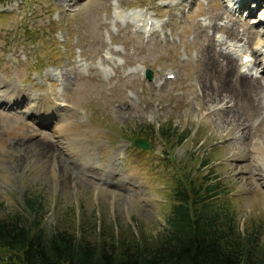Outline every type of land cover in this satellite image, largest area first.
I'll return each instance as SVG.
<instances>
[{"label": "rangeland", "instance_id": "obj_1", "mask_svg": "<svg viewBox=\"0 0 264 264\" xmlns=\"http://www.w3.org/2000/svg\"><path fill=\"white\" fill-rule=\"evenodd\" d=\"M174 1L0 4L10 11L0 12V84L26 93L16 109L0 107L2 216L32 220L26 202L36 198L48 231L75 232L84 217L92 228L114 222L117 232L137 231V221L156 235L167 227L177 167L188 164L187 173L201 179L195 170L211 157L201 171L214 169L226 182L231 194L223 198L240 230L253 224L264 230V76L256 83L240 78V55L228 46L253 52L264 45V32L251 26V17L225 9L228 0ZM260 2L257 13L264 15ZM117 7L128 12L125 20ZM130 13L149 16L154 31L138 30ZM230 60L236 75L226 69ZM14 91L4 102L19 101ZM40 99L61 112L41 120L26 114ZM146 126L155 129L144 151L125 135ZM169 127L165 140L161 132ZM200 151L197 163L191 154Z\"/></svg>", "mask_w": 264, "mask_h": 264}, {"label": "trees", "instance_id": "obj_2", "mask_svg": "<svg viewBox=\"0 0 264 264\" xmlns=\"http://www.w3.org/2000/svg\"><path fill=\"white\" fill-rule=\"evenodd\" d=\"M154 129L146 126L134 133L138 139H149ZM161 133L169 140L170 127ZM183 139L179 137L178 144ZM199 156L191 154L197 163ZM165 158L170 160L168 155ZM210 161L211 157L204 158L196 168L201 179H194L191 174L195 172L187 173L190 165H177L180 171L174 176L167 227L156 235L137 221V231L117 225L121 228L117 232L114 222L103 219L100 228L98 224L92 228L91 219L84 217L75 232L68 228L48 231L39 220L41 200L30 198L26 203L35 216L32 220L20 213L0 214V264H264L261 224L240 230L230 200L223 198L231 194L226 182L214 175V169L206 174L201 171Z\"/></svg>", "mask_w": 264, "mask_h": 264}, {"label": "bare ground", "instance_id": "obj_3", "mask_svg": "<svg viewBox=\"0 0 264 264\" xmlns=\"http://www.w3.org/2000/svg\"><path fill=\"white\" fill-rule=\"evenodd\" d=\"M236 0H228V6H226L225 7V9H227L228 11L229 10H233V8H234V6L235 5H237V3H239V6H244V4L246 3V0H237V2H235ZM232 4V5H231ZM249 7H251V5H249ZM253 8V7H252ZM230 12V11H229ZM231 13V12H230ZM115 14L117 15V17L119 18V19H121V20H125L127 17H128V12H126V11H124V10H122V9H118V7L115 9ZM130 16L132 17V18H134V21L136 22V23H138V25L140 26V25H142V23L144 22V15H138V14H136V13H130ZM145 21H146V23L148 24V25H150L151 27L149 28V30H148V33L149 32H153L154 31V27L155 26H153V24H152V22H151V19L150 18H148L147 16L145 17ZM145 23V22H144ZM264 26V19H262L261 21H259V24L257 25V26ZM264 34V33H263ZM260 43H263L264 44V42H260ZM256 53H257V55L258 56H255L254 58H253V62H254V65L255 66H257V67H259L260 65V62L262 63V64H264V45L260 48V49H258L257 51H256ZM260 55H262L263 56V58H260L259 56ZM248 65L247 64H243L242 62L240 63V65H239V68L240 67H247ZM238 68V65H237V63L234 61V60H230V61H228V64H227V66H226V69L228 70V72H232V73H234L235 72V75L237 74L236 73V69ZM248 70H250V69H248ZM250 72H251V70H250ZM239 77L240 78H242V79H245L246 81H252V82H257L258 81V79H260L259 77H257V76H254V75H252V74H241V75H239ZM0 83H2L1 81H0ZM2 87H3V85H1L0 84V103H3L4 102V99H6L5 98V95H7V94H14V93H17L18 91H14L13 92V89L11 90V91H9V90H5L6 88H3L2 89ZM19 100H20V98H19ZM17 102H19V101H13V100H10L9 102H8V104L9 103H17ZM42 102V101H41ZM39 104V103H38ZM41 104V103H40ZM38 111H46V108H44L43 107V105L41 104L40 105V107H39V109H38Z\"/></svg>", "mask_w": 264, "mask_h": 264}, {"label": "water", "instance_id": "obj_4", "mask_svg": "<svg viewBox=\"0 0 264 264\" xmlns=\"http://www.w3.org/2000/svg\"><path fill=\"white\" fill-rule=\"evenodd\" d=\"M152 77H153V74H152L151 70H148L147 74H146V78L151 79ZM137 145L140 147H143V148H150V144L148 142H146L145 140H138Z\"/></svg>", "mask_w": 264, "mask_h": 264}]
</instances>
